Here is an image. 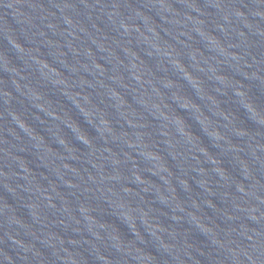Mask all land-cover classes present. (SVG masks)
Returning a JSON list of instances; mask_svg holds the SVG:
<instances>
[{"label":"water","instance_id":"water-1","mask_svg":"<svg viewBox=\"0 0 264 264\" xmlns=\"http://www.w3.org/2000/svg\"><path fill=\"white\" fill-rule=\"evenodd\" d=\"M0 264H264V0H0Z\"/></svg>","mask_w":264,"mask_h":264}]
</instances>
